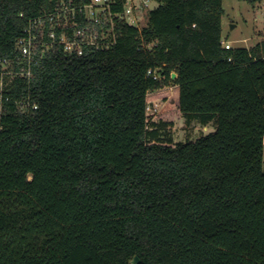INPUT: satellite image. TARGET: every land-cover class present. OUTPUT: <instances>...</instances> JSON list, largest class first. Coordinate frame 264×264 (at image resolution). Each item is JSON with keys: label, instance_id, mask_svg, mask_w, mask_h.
<instances>
[{"label": "trees", "instance_id": "1", "mask_svg": "<svg viewBox=\"0 0 264 264\" xmlns=\"http://www.w3.org/2000/svg\"><path fill=\"white\" fill-rule=\"evenodd\" d=\"M56 1L0 0V59ZM152 1L109 49L55 48L7 81L0 264H264V43L221 45L222 0ZM169 82L185 123L213 132L174 142L147 114Z\"/></svg>", "mask_w": 264, "mask_h": 264}, {"label": "built area", "instance_id": "2", "mask_svg": "<svg viewBox=\"0 0 264 264\" xmlns=\"http://www.w3.org/2000/svg\"><path fill=\"white\" fill-rule=\"evenodd\" d=\"M116 0H57L51 9H42L39 15L27 19L21 35L15 43L17 57L14 60L0 59V108L8 97H4L7 81L17 78L30 80L31 67L37 58H44L55 48L67 55H83L88 50H106L116 42L117 21L139 28L137 19L146 3L137 0H120L121 11L113 12ZM221 45L231 49L230 43ZM148 77L162 79L157 70L149 69ZM172 76V75H171ZM18 109L29 113L37 109L28 98L16 102Z\"/></svg>", "mask_w": 264, "mask_h": 264}, {"label": "rangeland", "instance_id": "3", "mask_svg": "<svg viewBox=\"0 0 264 264\" xmlns=\"http://www.w3.org/2000/svg\"><path fill=\"white\" fill-rule=\"evenodd\" d=\"M146 3L142 7L137 19V26L146 25V13L157 7V2L152 0H137ZM224 14L222 16V39L230 43L231 47L251 48L257 43H264V0L251 5L246 0H222ZM230 25L233 28L230 29ZM174 73H171L173 75ZM174 78V77H173ZM147 104V114L153 120L163 119L172 122L168 129L174 142L193 141L201 135L215 130L214 125H200L198 122L186 124L176 109V87L172 82L150 95ZM264 172V155L263 166Z\"/></svg>", "mask_w": 264, "mask_h": 264}, {"label": "water", "instance_id": "4", "mask_svg": "<svg viewBox=\"0 0 264 264\" xmlns=\"http://www.w3.org/2000/svg\"><path fill=\"white\" fill-rule=\"evenodd\" d=\"M233 28V25H230V29ZM175 77V74L172 75V78ZM139 263V259L137 256H134L133 259L130 261V264H138Z\"/></svg>", "mask_w": 264, "mask_h": 264}, {"label": "crops", "instance_id": "5", "mask_svg": "<svg viewBox=\"0 0 264 264\" xmlns=\"http://www.w3.org/2000/svg\"><path fill=\"white\" fill-rule=\"evenodd\" d=\"M263 145H264V139H263Z\"/></svg>", "mask_w": 264, "mask_h": 264}]
</instances>
